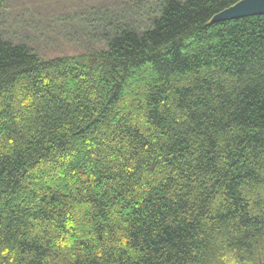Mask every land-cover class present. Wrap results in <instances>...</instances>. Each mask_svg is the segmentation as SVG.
I'll return each instance as SVG.
<instances>
[{
  "label": "trees",
  "instance_id": "obj_1",
  "mask_svg": "<svg viewBox=\"0 0 264 264\" xmlns=\"http://www.w3.org/2000/svg\"><path fill=\"white\" fill-rule=\"evenodd\" d=\"M238 1L79 0L73 54L0 31V264H264V13L213 21Z\"/></svg>",
  "mask_w": 264,
  "mask_h": 264
},
{
  "label": "rangeland",
  "instance_id": "obj_2",
  "mask_svg": "<svg viewBox=\"0 0 264 264\" xmlns=\"http://www.w3.org/2000/svg\"><path fill=\"white\" fill-rule=\"evenodd\" d=\"M79 0H3L0 8V31L15 41L25 38L43 56L73 54L84 50V44L65 39L59 17L76 7ZM2 13V14H1ZM228 264H237L233 259Z\"/></svg>",
  "mask_w": 264,
  "mask_h": 264
},
{
  "label": "water",
  "instance_id": "obj_3",
  "mask_svg": "<svg viewBox=\"0 0 264 264\" xmlns=\"http://www.w3.org/2000/svg\"><path fill=\"white\" fill-rule=\"evenodd\" d=\"M260 13H264V0H240L216 14L213 21L233 19Z\"/></svg>",
  "mask_w": 264,
  "mask_h": 264
}]
</instances>
